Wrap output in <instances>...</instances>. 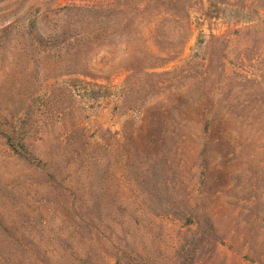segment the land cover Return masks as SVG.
<instances>
[{
  "label": "rangeland",
  "instance_id": "374dc122",
  "mask_svg": "<svg viewBox=\"0 0 264 264\" xmlns=\"http://www.w3.org/2000/svg\"><path fill=\"white\" fill-rule=\"evenodd\" d=\"M0 264H264V0H0Z\"/></svg>",
  "mask_w": 264,
  "mask_h": 264
}]
</instances>
